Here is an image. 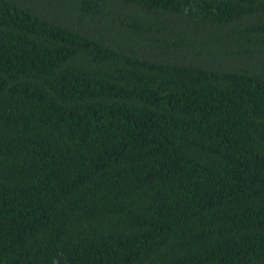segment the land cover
I'll return each mask as SVG.
<instances>
[{
	"label": "trees",
	"instance_id": "1",
	"mask_svg": "<svg viewBox=\"0 0 264 264\" xmlns=\"http://www.w3.org/2000/svg\"><path fill=\"white\" fill-rule=\"evenodd\" d=\"M0 264H264V0H0Z\"/></svg>",
	"mask_w": 264,
	"mask_h": 264
}]
</instances>
